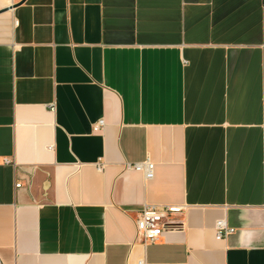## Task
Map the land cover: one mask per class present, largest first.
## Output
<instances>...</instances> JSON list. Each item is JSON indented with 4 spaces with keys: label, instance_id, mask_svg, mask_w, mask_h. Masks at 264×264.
Instances as JSON below:
<instances>
[{
    "label": "crops",
    "instance_id": "obj_1",
    "mask_svg": "<svg viewBox=\"0 0 264 264\" xmlns=\"http://www.w3.org/2000/svg\"><path fill=\"white\" fill-rule=\"evenodd\" d=\"M0 260L264 264V0H0Z\"/></svg>",
    "mask_w": 264,
    "mask_h": 264
},
{
    "label": "built area",
    "instance_id": "obj_2",
    "mask_svg": "<svg viewBox=\"0 0 264 264\" xmlns=\"http://www.w3.org/2000/svg\"><path fill=\"white\" fill-rule=\"evenodd\" d=\"M103 127V121L99 120L92 126V132L96 133ZM8 165V161H4ZM98 170L102 169V165H97ZM127 169L142 173L145 179H151L153 175V164L148 160L142 163L126 165ZM21 184L15 185V188H20ZM181 209L171 206L155 207L143 206L135 221L136 240L143 247L157 242L166 231L175 230L180 227L178 222L173 220V217L180 213ZM215 239L221 240L231 235L234 230L229 228L223 220L215 223ZM0 264H3L0 260ZM138 264H142L139 262Z\"/></svg>",
    "mask_w": 264,
    "mask_h": 264
}]
</instances>
